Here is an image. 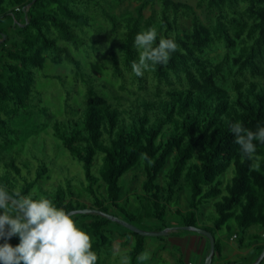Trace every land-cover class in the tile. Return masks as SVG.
Returning <instances> with one entry per match:
<instances>
[{
  "label": "trees",
  "instance_id": "obj_1",
  "mask_svg": "<svg viewBox=\"0 0 264 264\" xmlns=\"http://www.w3.org/2000/svg\"><path fill=\"white\" fill-rule=\"evenodd\" d=\"M97 6L94 14L105 31L95 34L89 29ZM149 28L157 32L156 44L163 37L178 47L166 64L137 77L135 37ZM105 41L108 55H97L101 62L94 66L86 58ZM217 48L223 51L211 55ZM47 60L70 63L84 86L74 113L51 123L53 136L81 163L83 178L66 176L52 188L42 184L49 178L45 161L28 155L17 163L9 154L15 142L10 119L30 110L51 116L40 99L32 102L34 71ZM105 65L110 81L97 77ZM68 99L66 93L65 108ZM237 121L254 132L264 127V0H0V189L9 195L44 196L67 213L98 209L146 231L153 224L156 231L169 228L176 215L180 226L212 234L218 255L211 264L222 258L225 239L251 248V264L264 248V143L253 141L259 157V170H253L256 161L242 158L230 130ZM142 153L154 163H142ZM32 159L37 165L30 177ZM139 165L144 176L131 207L121 180ZM70 215L90 235L96 264L112 247L115 232L123 245L132 240L124 253L127 264H145L138 257L147 235L97 213ZM255 226L261 233L249 231ZM5 240L13 247L20 242L18 234L0 238V244ZM263 263L264 256L258 264Z\"/></svg>",
  "mask_w": 264,
  "mask_h": 264
},
{
  "label": "rangeland",
  "instance_id": "obj_2",
  "mask_svg": "<svg viewBox=\"0 0 264 264\" xmlns=\"http://www.w3.org/2000/svg\"><path fill=\"white\" fill-rule=\"evenodd\" d=\"M192 1V0H190ZM106 6V1H102V4ZM85 7V5L83 6ZM98 7H93L91 9L92 16L91 22L93 23L92 28L89 30L92 33H100V31H105L102 28L100 18L95 15L98 14ZM95 13V14H94ZM103 24V22H102ZM107 30V29H106ZM107 41L103 43L101 49L92 58L87 59L93 63H100L101 60L97 55L107 54ZM212 52L220 53L223 51L222 48H217ZM82 58V55H80ZM99 60V61H98ZM86 63H88L86 61ZM86 63L84 65H86ZM96 63L94 66H96ZM99 67V66H98ZM102 73L98 72L97 77L103 78L110 81V76L106 73L108 72V67L105 65L103 67ZM35 80L37 94L32 100L33 103L37 104L38 100L42 105L49 109L51 116L39 113L37 110H30L29 115L21 116L23 111H20L16 117L9 120V123L15 129V135L12 134V138L15 141L14 147L10 148V155L14 159H17V163L21 161L26 156L37 155L38 159L43 160L49 165V178L42 180L44 188H52L58 182L63 181L66 176H77L78 178H83L81 163L78 162L71 154L62 146L60 140H58L52 134L51 123L55 117H61L65 115H72L74 113L75 105L82 98L84 91L83 83L80 79H76L73 74V68L67 61L61 64H55L47 60L44 68L35 69ZM66 93H69V103L71 104L68 108L64 106V99ZM100 160V155L97 156ZM97 159V161H99ZM34 167L31 168L30 177L34 176V168L37 165V160H31ZM93 172L96 174L98 172V163H95L92 167ZM25 171V170H24ZM230 174V170L228 172ZM227 175L226 177H229ZM134 176L136 177L134 179ZM144 176L143 168L141 165L133 168L128 175L122 178L123 190L125 191L124 198L129 199V204L134 207L136 202L133 199V190H138L140 187V181ZM79 185V184H78ZM101 191L104 192V186H102ZM186 195H181L179 200V209L182 211L185 209ZM87 203L88 200H84ZM176 206V205H175ZM178 207V206H176ZM204 215L208 211L212 210L211 203L202 208ZM204 217L201 216V220ZM201 224V223H199ZM180 222L176 215L172 216V220L169 223L168 234L161 235V237H154L147 235L145 240V250L143 253L149 255V259L142 261L145 264H178L176 259H181L183 264H196L200 262L203 254L205 255L207 249H209V242L207 238L201 236L200 234L194 232L193 230L184 228L180 226ZM232 227H236L234 222H231ZM150 231L154 230L156 226L150 225ZM122 232L124 230L120 229ZM149 231V230H148ZM249 231H255L261 233V229L258 227H252ZM218 238L222 234L217 233ZM203 238V239H202ZM123 238L120 237L118 232L114 234V241L109 252L102 253L100 256V264H125L124 253L130 248V244L123 245ZM207 241V242H206ZM224 250L222 252L221 259H215L212 264H225L235 262H241L242 264H247L253 258L251 248H239L237 246L236 240H224ZM118 248L119 252L115 249ZM202 253V254H200ZM200 254V257H199ZM208 254V253H207ZM128 262L126 261V264ZM264 264V263H263Z\"/></svg>",
  "mask_w": 264,
  "mask_h": 264
},
{
  "label": "clouds",
  "instance_id": "obj_3",
  "mask_svg": "<svg viewBox=\"0 0 264 264\" xmlns=\"http://www.w3.org/2000/svg\"><path fill=\"white\" fill-rule=\"evenodd\" d=\"M157 32L149 28L138 33L135 45L140 50L138 62L132 63L137 77L144 70L164 63L177 50L173 39L160 38L156 44ZM235 142L240 146L242 158L254 160L253 170H259V157L255 155L254 140L264 143V127L255 132L239 121L230 125ZM154 162L146 153L141 154V162ZM0 238L19 235L20 242L13 247L5 240L0 244V264H96L97 254L92 250L90 235L79 228L72 216L64 209L56 207L49 198L31 195L21 196L19 192L9 195L0 189ZM119 252V249H115ZM138 259L145 261L149 255L142 253ZM123 260L127 261V257Z\"/></svg>",
  "mask_w": 264,
  "mask_h": 264
},
{
  "label": "water",
  "instance_id": "obj_4",
  "mask_svg": "<svg viewBox=\"0 0 264 264\" xmlns=\"http://www.w3.org/2000/svg\"><path fill=\"white\" fill-rule=\"evenodd\" d=\"M76 212L97 213V214L103 215V216L107 217L108 219L113 220V221L119 223L120 225H122V226H124V227H126V228H128V229H130L132 231H135V232H138L140 234H143V235L160 236V235H166L168 233V228L160 230V231L140 230L137 227H135L133 224H131V223L119 218L116 215L108 214V213H105V212H102V211H100L98 209H93V208L77 209V210L69 212L68 214H72V213H76ZM184 228L193 230V231H195V232H197L199 234H203V235H205V236H207L209 238V241H210L209 252L205 256L203 264H211L212 256L213 255H216V256L218 255V252L214 248V239H213L212 234L209 231H207L205 229H202V228H199L197 226H187V227L185 226ZM263 256H264V248L261 251V253L259 254V256L257 257V259L251 264H258Z\"/></svg>",
  "mask_w": 264,
  "mask_h": 264
},
{
  "label": "crops",
  "instance_id": "obj_5",
  "mask_svg": "<svg viewBox=\"0 0 264 264\" xmlns=\"http://www.w3.org/2000/svg\"><path fill=\"white\" fill-rule=\"evenodd\" d=\"M200 254H202V253H200ZM200 254H199V257H200Z\"/></svg>",
  "mask_w": 264,
  "mask_h": 264
}]
</instances>
